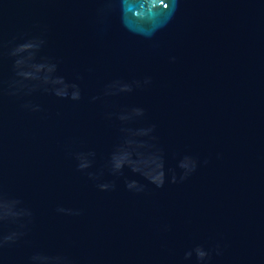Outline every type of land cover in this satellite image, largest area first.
Returning <instances> with one entry per match:
<instances>
[{"label":"water","instance_id":"1","mask_svg":"<svg viewBox=\"0 0 264 264\" xmlns=\"http://www.w3.org/2000/svg\"><path fill=\"white\" fill-rule=\"evenodd\" d=\"M0 264H264V0H0Z\"/></svg>","mask_w":264,"mask_h":264}]
</instances>
